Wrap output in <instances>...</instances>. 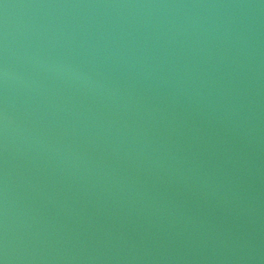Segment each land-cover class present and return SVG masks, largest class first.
<instances>
[{"label": "water", "instance_id": "water-1", "mask_svg": "<svg viewBox=\"0 0 264 264\" xmlns=\"http://www.w3.org/2000/svg\"><path fill=\"white\" fill-rule=\"evenodd\" d=\"M0 264H264V0H0Z\"/></svg>", "mask_w": 264, "mask_h": 264}]
</instances>
